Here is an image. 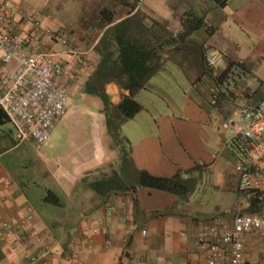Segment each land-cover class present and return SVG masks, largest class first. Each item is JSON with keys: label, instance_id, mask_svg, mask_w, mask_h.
<instances>
[{"label": "crops", "instance_id": "crops-1", "mask_svg": "<svg viewBox=\"0 0 264 264\" xmlns=\"http://www.w3.org/2000/svg\"><path fill=\"white\" fill-rule=\"evenodd\" d=\"M15 2L43 26L60 30L71 44L86 51L87 64L77 65L62 45L33 35L64 66L62 82L69 100L43 152L30 141L17 142L12 125L0 115V264H41L26 258L38 254H43L45 264H202L195 247L200 221L231 213L210 212L204 201L192 195L201 179L212 190L237 195L219 112L207 98L210 79L204 74L203 55L221 52L224 66L214 68V73L228 63H242L260 80L264 92V0ZM136 10L173 34L181 30L182 17L203 16L209 32L204 27L194 30L169 54L190 55L185 44H198L203 74L188 75L184 83L173 81L170 94L167 87L164 94L159 92L153 80L158 72L171 74L166 67L169 56L146 87L134 94L141 108L119 125L116 143L106 126L105 101L116 104L128 91L107 82L102 98L86 92L85 83L101 60L96 45L104 30ZM102 11L111 13V23ZM6 28L0 23V33ZM16 31L24 35L30 29L19 23ZM13 65L10 62L3 72ZM139 170L159 177L180 173L195 179L196 185L181 198L141 185ZM104 177L112 180L103 192L90 187L89 183ZM47 191L54 193L58 203L45 200ZM109 207L113 209L107 215ZM24 216L28 218L19 227L5 231L6 223ZM244 243L246 264H264V233L249 231Z\"/></svg>", "mask_w": 264, "mask_h": 264}, {"label": "built area", "instance_id": "built-area-1", "mask_svg": "<svg viewBox=\"0 0 264 264\" xmlns=\"http://www.w3.org/2000/svg\"><path fill=\"white\" fill-rule=\"evenodd\" d=\"M0 4V23L8 27L0 33V109L17 142L27 140L39 146L50 137L55 121L66 114L69 95L62 82L64 66L33 35L62 45L63 52L74 56L79 66L87 64V54L60 30L43 26L15 0H0ZM19 23L28 25L30 32L20 35L16 31ZM221 59L218 50L203 55L210 79L207 98L219 112L223 146L233 159L237 203L227 217L200 221L195 247L202 264H246L244 235L252 230L264 233V92L260 80L242 63L231 62L214 73ZM12 61L13 68L3 72ZM112 209L108 208L107 215ZM26 218L6 223L5 231L16 229ZM26 258L45 264L43 254Z\"/></svg>", "mask_w": 264, "mask_h": 264}, {"label": "trees", "instance_id": "trees-1", "mask_svg": "<svg viewBox=\"0 0 264 264\" xmlns=\"http://www.w3.org/2000/svg\"><path fill=\"white\" fill-rule=\"evenodd\" d=\"M101 15L107 23L112 22L110 12L102 11ZM180 22L181 30L173 34L142 11L136 10L108 26L98 40L96 50L101 55V60L86 81L85 90L105 98L104 84L115 82L128 91V95L123 96L116 104L105 101L106 126L116 143L119 125L141 108L133 99L134 94L146 87L149 79L162 68L169 54L180 43L185 42L194 30L204 27L209 32L203 16L187 14ZM203 66L205 67L204 63ZM0 115L5 117L1 109ZM137 176L141 185L171 192L181 198L192 192L196 185L195 179L183 178L180 173L172 177H159L139 170ZM111 180V177H104L89 184L93 190L101 193ZM45 200L58 203L51 191H47Z\"/></svg>", "mask_w": 264, "mask_h": 264}, {"label": "rangeland", "instance_id": "rangeland-1", "mask_svg": "<svg viewBox=\"0 0 264 264\" xmlns=\"http://www.w3.org/2000/svg\"><path fill=\"white\" fill-rule=\"evenodd\" d=\"M184 48L186 50L189 49L191 54L183 55L182 52H175L173 55H169L170 58L166 67L170 71V75L161 71L155 76L153 81L160 86L158 89L159 92L162 91L164 94L167 87L170 94V89L174 88L172 84L173 81L175 82L177 80L178 83H184L187 80L188 75L195 78L202 71L198 44H196V46H188L185 44ZM223 66L224 61H219L215 68H223ZM177 70L181 72L178 73ZM201 74H203V71ZM204 74L206 73L204 72ZM43 147L44 144L37 146L38 150L42 152ZM205 183L204 179H201L200 184L192 197L196 198L198 201H204L206 209L210 212L221 210L224 213H231L237 203V195L233 191L212 190L210 189V186Z\"/></svg>", "mask_w": 264, "mask_h": 264}]
</instances>
